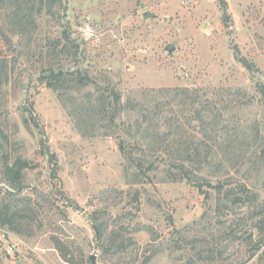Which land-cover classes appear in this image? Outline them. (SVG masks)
<instances>
[{"label":"rangeland","instance_id":"1","mask_svg":"<svg viewBox=\"0 0 264 264\" xmlns=\"http://www.w3.org/2000/svg\"><path fill=\"white\" fill-rule=\"evenodd\" d=\"M8 11L0 10V27L16 34L0 37L8 66L4 78L0 65V210L9 206L21 233L0 227V264H89L91 255L96 264H264V123L255 92L264 84V0H63L21 24ZM47 70L78 71L90 82L50 88L40 80ZM169 88L215 95L208 199L163 167L137 174L118 149L125 139L140 159L128 129L136 112L115 118L105 108L111 91L126 108L142 91ZM16 162L24 165L14 183L7 170Z\"/></svg>","mask_w":264,"mask_h":264},{"label":"trees","instance_id":"2","mask_svg":"<svg viewBox=\"0 0 264 264\" xmlns=\"http://www.w3.org/2000/svg\"><path fill=\"white\" fill-rule=\"evenodd\" d=\"M63 0H1L0 10L2 7L8 11L18 24L23 20L31 18L32 14L42 16L44 8L54 9L57 5H61ZM2 6V7H1ZM22 6L27 11L24 15ZM49 14V13H47ZM21 16V17H20ZM1 20V19H0ZM7 32L9 36L15 34L9 33L0 27V37ZM63 37L68 40V31H63ZM10 37V38H11ZM0 57H2L0 55ZM4 58V57H3ZM0 59V65L4 71V78L7 75V64ZM3 64V65H2ZM243 65L247 70H251V66L246 61ZM2 73V72H1ZM1 77V76H0ZM4 79L0 78V81ZM46 86L54 89L63 87L67 81L74 83L90 82L87 74L75 72H62L47 70L44 71L40 78ZM255 92L259 97V102L262 109V121L264 123V84H255ZM113 100L109 101L105 108L111 109L113 116L117 118L122 110L127 112L135 111V119L133 124L128 125V129L135 131L137 141L131 145L132 148L138 149L140 159H134L132 153L127 151L125 139H119L118 149L126 159L134 161V170L137 174L140 172L143 176L148 177L149 174L155 173L160 167H163L166 176L174 182L185 181L193 184L198 188V191L208 199V187L211 186L208 182V163L209 156L213 158V149L215 145L208 147V116L211 117L215 101L213 94L208 90L188 89V88H169V89H149L141 92V101L127 104L126 108L120 105L119 96L111 91ZM109 95H107L108 97ZM105 102L103 97L98 98ZM97 101V100H96ZM101 102V101H100ZM129 105V107H127ZM131 106V107H130ZM26 111L32 116L33 105L26 106ZM113 117V118H114ZM209 117V118H210ZM129 123V122H128ZM34 124L37 123L34 122ZM198 125V126H197ZM264 126V124H263ZM199 129H197V128ZM198 130V131H197ZM125 140V141H124ZM136 144L138 147H136ZM45 144H43V147ZM49 154V153H48ZM158 154L160 157H154ZM261 155L264 156V142L261 147ZM54 154H49L48 162L53 165L51 167L52 176L57 173V166L53 159ZM153 158V159H152ZM24 163L16 162V167L8 168V177L13 182L21 179L22 166ZM129 170H127L128 172ZM150 176V175H149ZM203 179V180H202ZM201 180V181H200ZM15 183V182H14ZM206 187V188H205ZM215 188L219 192H223V197L228 199L231 195V190L224 189L222 184L216 183ZM204 190V191H203ZM63 200H66L63 197ZM248 198V197H247ZM62 200V199H60ZM250 200V199H248ZM249 202V201H248ZM67 206L69 203H67ZM15 214L11 212L9 206L3 205L0 210V227H6L14 233H21L14 227ZM91 220H95L92 216ZM56 240V248L65 259L61 252L60 243Z\"/></svg>","mask_w":264,"mask_h":264},{"label":"built area","instance_id":"3","mask_svg":"<svg viewBox=\"0 0 264 264\" xmlns=\"http://www.w3.org/2000/svg\"><path fill=\"white\" fill-rule=\"evenodd\" d=\"M87 33L88 34H92V29L91 28H88L87 29ZM4 238V235H2V239ZM5 254H7L8 256L12 255L13 254V251H14V246H7L5 249H3Z\"/></svg>","mask_w":264,"mask_h":264},{"label":"water","instance_id":"4","mask_svg":"<svg viewBox=\"0 0 264 264\" xmlns=\"http://www.w3.org/2000/svg\"><path fill=\"white\" fill-rule=\"evenodd\" d=\"M144 16L146 17L147 15H144ZM166 50H167V51H171V50H172V47L168 46V47L166 48ZM93 229H94V232H95V234H96V238H97V231H96V228L93 227ZM88 263H89V264H96L95 256H92V255H91V256L88 258Z\"/></svg>","mask_w":264,"mask_h":264},{"label":"crops","instance_id":"5","mask_svg":"<svg viewBox=\"0 0 264 264\" xmlns=\"http://www.w3.org/2000/svg\"><path fill=\"white\" fill-rule=\"evenodd\" d=\"M0 237H1V239H2V235H1V233H0ZM1 239H0V240H1ZM1 242H2V241H1Z\"/></svg>","mask_w":264,"mask_h":264}]
</instances>
